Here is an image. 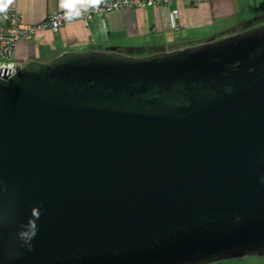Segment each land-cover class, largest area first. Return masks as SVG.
Instances as JSON below:
<instances>
[{"label": "water", "instance_id": "obj_1", "mask_svg": "<svg viewBox=\"0 0 264 264\" xmlns=\"http://www.w3.org/2000/svg\"><path fill=\"white\" fill-rule=\"evenodd\" d=\"M261 177L256 18L149 55L63 52L0 82V264L264 256ZM36 215L29 251L17 234Z\"/></svg>", "mask_w": 264, "mask_h": 264}, {"label": "crops", "instance_id": "obj_2", "mask_svg": "<svg viewBox=\"0 0 264 264\" xmlns=\"http://www.w3.org/2000/svg\"><path fill=\"white\" fill-rule=\"evenodd\" d=\"M10 7L28 24L62 10L59 0H14ZM174 8L179 9L176 29L169 20ZM261 10L264 0H181L170 6L123 8L94 16L88 26L72 20L57 32L38 31L31 39L16 43L15 60L23 66L29 61H49L63 52L117 50L143 56L170 51L239 32L261 16ZM183 43L189 44L178 47Z\"/></svg>", "mask_w": 264, "mask_h": 264}, {"label": "built area", "instance_id": "obj_3", "mask_svg": "<svg viewBox=\"0 0 264 264\" xmlns=\"http://www.w3.org/2000/svg\"><path fill=\"white\" fill-rule=\"evenodd\" d=\"M176 1L181 0H105L98 9L83 12L79 18L86 26L94 16H103L105 13L123 8H147L156 5L170 6ZM193 2H202L209 0H190ZM179 9L174 8L169 12L171 27H178L177 20ZM64 18V10L56 11L49 14L42 21L35 24L25 23L21 16L11 7L5 16H0V65H14L15 73L20 69V65L15 60V46L20 40L31 39L38 31L50 30L59 31L69 21Z\"/></svg>", "mask_w": 264, "mask_h": 264}, {"label": "clouds", "instance_id": "obj_4", "mask_svg": "<svg viewBox=\"0 0 264 264\" xmlns=\"http://www.w3.org/2000/svg\"><path fill=\"white\" fill-rule=\"evenodd\" d=\"M104 2L105 0H59V7L64 10V18L72 20L79 18L83 12H87L90 9H98ZM13 3L14 0H0V16H5ZM14 77V65H0V82L6 84ZM261 183H264V177H261ZM38 219V215H36L35 219H30L27 225L17 234V238L21 241L22 246H26L29 251L33 250L31 241L38 232L36 223ZM236 219L239 221L240 217L237 216Z\"/></svg>", "mask_w": 264, "mask_h": 264}, {"label": "rangeland", "instance_id": "obj_5", "mask_svg": "<svg viewBox=\"0 0 264 264\" xmlns=\"http://www.w3.org/2000/svg\"><path fill=\"white\" fill-rule=\"evenodd\" d=\"M261 16L256 18V24L264 23V10L260 11ZM209 264H264V256H245L235 259L221 260Z\"/></svg>", "mask_w": 264, "mask_h": 264}, {"label": "trees", "instance_id": "obj_6", "mask_svg": "<svg viewBox=\"0 0 264 264\" xmlns=\"http://www.w3.org/2000/svg\"><path fill=\"white\" fill-rule=\"evenodd\" d=\"M186 44H189V43H183L182 45H180V46H178V47L184 46V45H186ZM175 48H177V47H175ZM140 50H143V49L141 48Z\"/></svg>", "mask_w": 264, "mask_h": 264}]
</instances>
